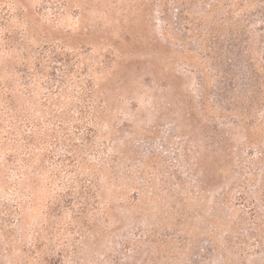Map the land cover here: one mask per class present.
<instances>
[{
  "label": "rangeland",
  "instance_id": "obj_1",
  "mask_svg": "<svg viewBox=\"0 0 264 264\" xmlns=\"http://www.w3.org/2000/svg\"><path fill=\"white\" fill-rule=\"evenodd\" d=\"M0 264H264V0H0Z\"/></svg>",
  "mask_w": 264,
  "mask_h": 264
}]
</instances>
